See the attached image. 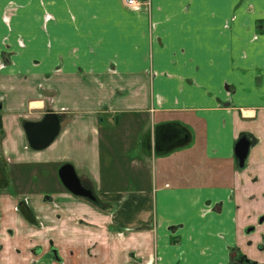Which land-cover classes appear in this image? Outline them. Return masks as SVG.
I'll list each match as a JSON object with an SVG mask.
<instances>
[{
    "label": "crops",
    "instance_id": "1",
    "mask_svg": "<svg viewBox=\"0 0 264 264\" xmlns=\"http://www.w3.org/2000/svg\"><path fill=\"white\" fill-rule=\"evenodd\" d=\"M149 3L0 0V156L19 188L0 198V264H264V0ZM47 112L61 130L36 150L24 123ZM165 124L190 142L157 152ZM64 164L97 200L64 187Z\"/></svg>",
    "mask_w": 264,
    "mask_h": 264
},
{
    "label": "water",
    "instance_id": "2",
    "mask_svg": "<svg viewBox=\"0 0 264 264\" xmlns=\"http://www.w3.org/2000/svg\"><path fill=\"white\" fill-rule=\"evenodd\" d=\"M24 129L28 138V142L33 149L42 150L49 145H51L61 130V119L58 113L56 112H47L41 120H28L24 123ZM164 129H173L177 130L176 135L179 136V140L174 142V144L169 147L162 148L158 145L160 132L158 130ZM152 132L147 133L143 140V145L145 151L149 154L153 152V141H152ZM156 151L164 152L170 150L174 145L184 146L188 144L191 140L190 131L181 124H165L156 129ZM251 140L243 136L235 144V154L238 159V164L241 168H244L246 160L249 156L251 148ZM6 171V169H5ZM5 174V173H4ZM59 177L63 185L77 196H82L88 198L92 201L97 200L94 192L85 187L82 183L80 177L78 176L75 168L71 164L63 165L59 170ZM24 205V204H22ZM238 252L233 251L231 254V260H234L237 257ZM247 262V261H245Z\"/></svg>",
    "mask_w": 264,
    "mask_h": 264
},
{
    "label": "flooded vegetation",
    "instance_id": "3",
    "mask_svg": "<svg viewBox=\"0 0 264 264\" xmlns=\"http://www.w3.org/2000/svg\"><path fill=\"white\" fill-rule=\"evenodd\" d=\"M2 126V118L0 117V128ZM162 131H160V134H161ZM164 134V132L162 133ZM170 135V134H169ZM172 138H175L174 140H176V133L175 135L173 133H171V138L168 139L167 143H164L163 141H160L158 142V145L161 146V147H165L164 145H167L170 143V141L172 140ZM165 140V139H164ZM65 165V164H64ZM63 166V165H62ZM61 166V167H62ZM60 167V168H61ZM6 169V171H5ZM60 170V169H59ZM5 173V174H4ZM59 174V172H58ZM13 172L11 170V166H9L6 162V160L0 156V198L1 196H4L5 194H8V195H15V193L18 191V189L16 188V185L13 183ZM63 184V183H62ZM11 187V190H9V188ZM65 187V186H64ZM66 188V187H65ZM88 188V186H87ZM17 195V194H16ZM88 199V198H87ZM24 204V205H22ZM3 203L0 202V230L1 228L4 226V224H6L7 222V219L4 215V208H3ZM13 210L15 212H17L18 215H20L22 217L23 220H25L26 222H29V223H32V224H36L38 223L39 225H44L43 222H40L38 220V217L36 216V214L34 213L33 209L31 208L30 204L28 203L27 199L26 198H23L22 200H20L13 208ZM264 223V214L259 216L256 224L258 225H261ZM256 224H251V225H248L245 229L246 232L248 233H252L256 230ZM6 233L11 237V236H14V230L9 227L7 228L6 230ZM263 245V244H261ZM0 247L4 248V244L3 243H0ZM264 247V245H263ZM43 249V246L42 245H37V246H34L32 248V251L33 252H36L38 254H40V252L42 251ZM51 250H53V252H57V257L58 256V250L55 246H52L51 247ZM238 257V256H237ZM236 257V259H237ZM242 257H243V260L244 261H249L250 259H248V257L244 254H242ZM236 259L234 260V262H240V260H237ZM251 261V260H250ZM248 263V262H246Z\"/></svg>",
    "mask_w": 264,
    "mask_h": 264
},
{
    "label": "built area",
    "instance_id": "4",
    "mask_svg": "<svg viewBox=\"0 0 264 264\" xmlns=\"http://www.w3.org/2000/svg\"><path fill=\"white\" fill-rule=\"evenodd\" d=\"M124 4L127 7L133 8V9H142V8H147L149 9V0H123Z\"/></svg>",
    "mask_w": 264,
    "mask_h": 264
},
{
    "label": "trees",
    "instance_id": "5",
    "mask_svg": "<svg viewBox=\"0 0 264 264\" xmlns=\"http://www.w3.org/2000/svg\"><path fill=\"white\" fill-rule=\"evenodd\" d=\"M262 247H263V245H261ZM248 262V264H257V263H255V262H253L252 260L250 261H247Z\"/></svg>",
    "mask_w": 264,
    "mask_h": 264
},
{
    "label": "rangeland",
    "instance_id": "6",
    "mask_svg": "<svg viewBox=\"0 0 264 264\" xmlns=\"http://www.w3.org/2000/svg\"><path fill=\"white\" fill-rule=\"evenodd\" d=\"M9 190H11V187L9 188ZM237 261V260H236ZM236 263V262H235ZM238 263V262H237Z\"/></svg>",
    "mask_w": 264,
    "mask_h": 264
}]
</instances>
